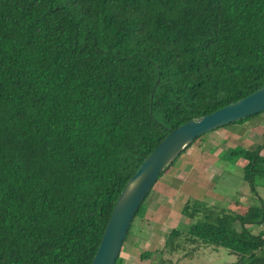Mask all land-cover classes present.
<instances>
[{"label":"trees","instance_id":"trees-1","mask_svg":"<svg viewBox=\"0 0 264 264\" xmlns=\"http://www.w3.org/2000/svg\"><path fill=\"white\" fill-rule=\"evenodd\" d=\"M262 86L264 0H0V264H91L120 191L157 145ZM260 137L220 155L245 162L255 197ZM182 214L190 223L166 233L156 264L202 248L264 264L262 199L243 214L187 199Z\"/></svg>","mask_w":264,"mask_h":264},{"label":"water","instance_id":"water-1","mask_svg":"<svg viewBox=\"0 0 264 264\" xmlns=\"http://www.w3.org/2000/svg\"><path fill=\"white\" fill-rule=\"evenodd\" d=\"M264 111V86L210 114L172 130L146 157L120 191L91 264H115L130 224L158 176L208 132Z\"/></svg>","mask_w":264,"mask_h":264},{"label":"crops","instance_id":"crops-1","mask_svg":"<svg viewBox=\"0 0 264 264\" xmlns=\"http://www.w3.org/2000/svg\"><path fill=\"white\" fill-rule=\"evenodd\" d=\"M238 128L240 127L228 126L218 131L222 134L230 132L233 134L232 130ZM206 148L199 144L192 145L179 157V162L170 167L154 185L145 200L143 217L133 226L136 232L134 234L132 232L128 240L129 248L135 249L141 245L143 250L147 246L149 249L146 251L153 253L150 258L157 257L156 252L162 246L166 233L170 229L190 223V220L182 214V208L187 199L216 205L213 200L218 195L212 190L216 181L223 175L218 165L222 160L220 158L222 153H212L208 150L209 147ZM139 233L143 234V237L139 236ZM124 245L122 250L125 249ZM128 250L127 248L126 251ZM127 252L126 258L130 256V251Z\"/></svg>","mask_w":264,"mask_h":264},{"label":"rangeland","instance_id":"rangeland-1","mask_svg":"<svg viewBox=\"0 0 264 264\" xmlns=\"http://www.w3.org/2000/svg\"><path fill=\"white\" fill-rule=\"evenodd\" d=\"M232 131L233 134L231 132L222 134L219 131L207 133L195 144H199L204 148L209 147L208 150L217 154L223 153L232 144L244 147H256L260 143V135L264 131V111L257 118ZM261 153L264 154V150ZM178 162L179 158L173 166ZM244 163L240 158L219 161L218 165L221 167L223 175L221 179L216 181L212 190L214 194L218 195V199L215 198L213 200L217 206L239 214H243L247 206L256 204L257 197L264 201V186L256 188L257 196L255 197L254 193L250 191L249 186L243 181L242 166ZM134 222L133 224L136 225L138 221L135 219ZM132 232L133 234L136 232L135 227H133ZM139 236L143 237V234L139 233ZM128 242L124 245L125 249L119 254L118 264H156L157 257H152L149 260L139 258L141 252L149 249L147 246L143 250H141V245H138L135 249H131V247H128ZM126 247L129 249L128 252L130 251L128 258L125 257L127 252ZM235 261L236 257L222 248L216 250L202 248L194 254L192 259H176L177 264H233Z\"/></svg>","mask_w":264,"mask_h":264}]
</instances>
